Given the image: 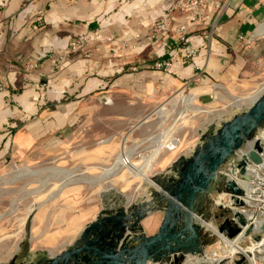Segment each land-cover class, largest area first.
Wrapping results in <instances>:
<instances>
[{
    "label": "crops",
    "instance_id": "0c3cea01",
    "mask_svg": "<svg viewBox=\"0 0 264 264\" xmlns=\"http://www.w3.org/2000/svg\"><path fill=\"white\" fill-rule=\"evenodd\" d=\"M208 1L212 9L214 0ZM219 3L222 18L211 31L216 12L203 21L200 4L187 6V0H0V178L14 165L49 158L68 159L72 173L60 187L59 202L48 209L43 202L31 212L7 211L8 200L0 195V264H46L74 245L103 212L101 216L115 215L144 202L157 207L161 187L177 177L180 161L191 157L211 133L197 134L196 143L183 150L181 136L176 151L155 154L147 172L155 185L141 178L147 186L138 182L132 187L128 183L140 177L124 168L111 176L115 180L99 181L106 187L100 200L77 194L97 185L84 188L83 182H71L78 172L71 164L82 159L85 171H103L121 153L131 155L135 146L147 155L168 135V117L178 107L167 106L173 94L178 98L187 92L196 95L197 103L213 104L264 76V0ZM160 20L172 32L147 41V32ZM180 25L188 28L186 45L197 50L193 58L185 59L184 45L177 44L173 31ZM95 35L113 40L91 41L70 53L74 40ZM173 55L170 72L155 67ZM198 70L203 73L200 82L188 85ZM163 105L166 117L156 120L158 113H153ZM156 175L161 176L159 185ZM214 197L228 201L222 194L208 196ZM18 202L8 206L17 208ZM162 219L159 210L149 214L138 234L154 235ZM10 223L15 231L8 230ZM220 243H213L218 247L211 251L221 250Z\"/></svg>",
    "mask_w": 264,
    "mask_h": 264
},
{
    "label": "water",
    "instance_id": "95a60500",
    "mask_svg": "<svg viewBox=\"0 0 264 264\" xmlns=\"http://www.w3.org/2000/svg\"><path fill=\"white\" fill-rule=\"evenodd\" d=\"M264 125V89L251 101L249 108L225 122L196 147L192 156L180 161L177 177H171L168 186L161 187L156 206L144 202L136 209L121 210L115 215L103 212L98 220L88 226L79 240L54 256L46 264H180L188 254H203L201 229L195 223L196 202L208 194H229L235 206L243 208L245 203L237 197L242 189L234 181H225L221 176L224 165L233 162L235 154L254 141L253 149L246 152L238 162L240 176L249 180L245 173L248 161L260 164L264 146L257 137ZM264 128V127H263ZM231 174H235L231 171ZM163 212V219L152 236L138 234L139 224L155 211ZM240 227H218V234L228 239L244 232L247 220L239 211H231ZM132 222V223H130ZM264 231V224L261 226ZM216 233V232H215ZM261 237H254L260 241ZM241 256L233 264H244ZM221 263H224L222 261Z\"/></svg>",
    "mask_w": 264,
    "mask_h": 264
},
{
    "label": "rangeland",
    "instance_id": "374dc122",
    "mask_svg": "<svg viewBox=\"0 0 264 264\" xmlns=\"http://www.w3.org/2000/svg\"><path fill=\"white\" fill-rule=\"evenodd\" d=\"M260 69L264 73V64H261ZM255 83L256 84L254 86L249 87L245 91L243 90L239 92L237 95H232V94L227 95L225 97L226 99H224L223 101H219L207 105L195 102V104L197 103L196 105L200 107V110L193 112L190 110H186L182 112L183 114L182 116L177 115V113L185 109L183 105V101L178 100L179 96L178 98L175 97L177 94H173L171 96L173 97L172 99L173 101L171 100V98H169L168 99L169 102L167 103V106L171 107V105H173L175 107L177 106L178 107L176 110L172 112V115L168 117L167 123L170 124L169 126L171 127H169L166 130L167 131L170 130V132H172V136H178L179 138L183 136V143L181 145L182 147L180 148L181 150L190 147V145L193 146L194 143H196L195 141L197 140V134L207 135L209 133L211 134L215 133L222 126L223 123L230 121L234 115L242 114L244 111H246L249 108L252 98L263 90L262 87L264 86V76H262L260 80H255ZM184 94H188V93L184 92ZM192 100L193 98L187 100L188 101L187 104H189V106H191ZM157 110L153 114L158 113ZM165 113L166 112L162 110L158 114L154 115V118H156V120H158L159 118L162 120L163 118L161 116L166 117ZM263 127L260 130H262ZM196 147L197 146L194 147L193 149L194 151ZM83 161L84 160L82 159H78L76 161V164L75 163L71 164V166L77 167L78 169L77 175L73 177L74 180L71 182H75L76 180L82 178H87V179L89 178L90 179L89 181L86 180L88 182L82 181L84 183L83 187L84 188H86L87 186L89 187V184H94V183L97 186L95 187V185H93L94 189L82 190L80 192H77V194L80 195L82 199L91 196L89 197V199L93 197V198H97V200H100L101 198L99 196V193L103 190H106V187H103L102 184H100V182L98 181L100 179L99 177L101 178L104 177L103 175L107 173L106 172L107 169L110 168L111 170H114L116 169L114 167H117L119 165L115 163L116 160H113L110 162V164H108V166H103L104 167L103 171L102 169L98 170L96 168L91 169V171L89 168H87L88 171H85V165L82 166ZM25 167L28 168V170L33 171L34 173L31 174L27 172V170L24 169ZM224 167L226 166L224 165ZM126 171L124 172L125 175L127 174ZM70 173L71 171L69 170L68 159L54 160L53 158H49L47 160H41L39 162L31 163V164L14 165L10 174L2 175L0 178V190H2L0 192V195H2L1 196L2 198H5L6 196L8 200V202L6 203V207L3 209L7 211L19 209V210H24L25 212L29 210L31 212L37 207L38 203H43V202H45L44 205L45 209L50 208V205L52 203L59 202V198L57 194L60 191V187L65 186L63 185V183H66L68 181L69 178L68 175ZM111 178L112 180H115V177L114 178L111 177ZM155 179L157 180L156 183L158 185L161 184L160 175H156ZM132 181L134 182L128 183L131 184L132 187L134 184L138 182L142 187L147 186V184L140 183L143 182L141 178H135V180L133 179ZM152 190L154 191L156 190V188L153 187ZM226 198H228V196H226ZM16 200H19L17 204L18 205L17 208H15L14 206L13 207L8 206L9 201H10V205H14ZM216 200L217 199L214 197L202 201L199 205H197L196 214L197 216L204 219L206 222L214 225V227L218 230L219 227L218 224L221 222L223 218L229 217L231 215V211L229 208H223L218 206L216 204ZM14 228H15V223L14 224L10 223L8 230L15 231ZM200 233L204 237V239L202 238L201 240L202 243L204 244V245L202 244L203 245L202 247L204 248L203 250L211 252L213 245H216L213 243H215L216 241L220 243L219 241L220 239L217 237V235H215L212 232V230L205 227L201 229ZM251 242L253 241L249 240V242L248 241L245 243L243 242L241 243L240 246L244 248H248L251 246L250 245ZM222 246H223L222 249H226V247L223 244ZM222 249L218 251L220 255H222L223 252ZM182 262L180 264H182Z\"/></svg>",
    "mask_w": 264,
    "mask_h": 264
},
{
    "label": "built area",
    "instance_id": "2783aa9c",
    "mask_svg": "<svg viewBox=\"0 0 264 264\" xmlns=\"http://www.w3.org/2000/svg\"><path fill=\"white\" fill-rule=\"evenodd\" d=\"M220 0H214L215 6L210 9L209 8V1L208 0H187V6H192L196 3L200 4V19L203 21H206L210 18V12H216V16L212 17L210 26L211 31L215 28L217 23L222 18V6L219 3ZM188 31V28L185 25H180L176 30L175 34L178 35V45L183 44L184 46H180L183 51V57L185 59L193 58L196 54L197 50L193 48L190 45H186V39L185 35ZM172 32V29L169 27L168 23L164 20H160L155 22L150 30L146 34V40L151 42L156 40L158 37L165 36L166 34H169ZM137 39H140V36H136ZM112 38L103 39L99 35H95L92 40H81L76 39L71 43L70 46V53H77L80 50H82L86 44L92 42H110L112 41ZM179 47V48H180ZM178 48V49H179ZM177 49V51H178ZM175 56L173 55L168 60H160L157 61L155 64V67L157 69L163 70L165 72H170V69L172 67V62L174 60ZM202 70H198V72L189 79V84H197L200 82L202 77ZM0 90H4V87L0 85ZM184 94L183 92H181ZM190 95V94H189ZM185 110V109H184ZM264 133V128L262 131L257 134L256 138H259L262 142V146H264V139L261 138V135ZM168 135H164V137H160V139L157 140L156 147L153 151L149 152V154L146 155L145 150L140 147H133V149L130 150L132 152L131 155L127 154L128 152L125 151V153H121L119 156L123 157H131V161L136 169H142L147 170L150 169V159L153 158L156 154V149L158 146L162 145L165 149H162L160 151H175L178 146L180 145L181 138L178 136H172V132L170 130L167 132ZM254 141H249L247 143V147L243 148L241 152H238L235 154V157L233 159V162L226 164V167H222L221 169V176L224 177L225 181H234L243 191V196L237 197L238 199L242 200L245 203V206L243 208H238L235 206L234 201L230 199L229 194H222L225 196H228V201L226 202L224 199H217L216 204L223 208H229L230 211L233 210V212L239 211L243 214V216L247 220V225L243 227L244 232L247 230L250 231L248 235L244 233H240L237 237L233 239H228L223 234H218L214 231H212L217 237L220 239L222 244L226 247V249H222V255L219 254V252L211 251L208 252L204 250L203 254L196 253V254H188L185 256L182 264H188L190 261H192V264H233L235 260L243 256L245 258L244 264H264V252H261L258 250V248L262 247L264 242V231L261 230V226L264 224V152L260 154L262 158V162L260 164H255L251 161H248L247 166L245 167V173L249 176V180H245L240 176L241 169L238 167V162L241 160L246 152H249L253 149ZM117 161V159H116ZM115 161V163H116ZM127 169V168H124ZM234 171L235 174H231V171ZM127 171L133 175L134 172H130L129 169ZM254 171H257V173L260 175L258 177L257 175H254ZM247 213L249 215H247ZM225 225L226 228H238L240 227L237 219L233 216L232 212L229 217H225L219 224ZM255 228H258L259 230L256 231ZM260 236V241H255L254 237ZM224 238H227L230 242L236 243L239 246V251L232 252ZM249 240H252L253 242L250 243V247L244 248L241 245V243L249 242ZM246 251V252H244ZM207 258L208 262H197L201 258ZM254 257V258H253ZM224 261V263H221Z\"/></svg>",
    "mask_w": 264,
    "mask_h": 264
},
{
    "label": "bare ground",
    "instance_id": "6f19581e",
    "mask_svg": "<svg viewBox=\"0 0 264 264\" xmlns=\"http://www.w3.org/2000/svg\"><path fill=\"white\" fill-rule=\"evenodd\" d=\"M255 97H253L252 100H254ZM190 98H193L191 106H189V104H187V102H188L187 100L190 99ZM178 100H182L183 101V105H184L185 111L186 110H190V111L193 112V111H199L200 110V107L195 104L196 95H193V94L189 95V94L180 93ZM162 110L164 112H166L167 109H166L165 105H163V106H161L159 108L158 113L161 112ZM261 138L264 139V133H263V135H261ZM162 149H165L162 145L158 146V148L156 149V155H158V153L161 152L160 150H162ZM130 159H131V157L119 156L117 158V160L119 162V166L116 169H114V171L110 170L108 172L109 174H107L106 176H104L102 178L99 177L100 179L98 181H103L104 179H107V178L111 177L113 174L121 171L123 168H127V169L130 170V172H134L135 176H139L140 178L145 179L146 181H149L151 184L155 185L154 181H152V180L147 178V172L149 171V168L147 170L146 169L145 170L136 169ZM116 164H117V161H116ZM149 166L151 167V165H149ZM24 169L27 170V172H29L31 174L34 173L33 171L28 170V168H26V167ZM253 173H254V175H257L258 177H260V175L257 173V171H254ZM86 180L89 181L90 179L89 178L88 179L87 178H82V179H79L77 181L82 182V181H86ZM88 181H86V182H88ZM94 181H96V180H94ZM247 215H249V214L247 213ZM194 221H195L196 224H198L200 226L206 227V228H208V229H210V230H212L214 232L217 231V229L214 227V225H212L211 223L206 222L204 219H202L199 216H196ZM255 230L258 231L259 229L255 228ZM224 239L226 240V243H227L229 249L232 252L239 251L240 248H239V246L236 243L230 242L227 238H224ZM258 250H260L261 252H264V242H263L262 247L258 248ZM244 252H246V251H244ZM197 262H200V263L208 262V259L203 257V258L199 259ZM192 263L193 262L190 261L188 264H192Z\"/></svg>",
    "mask_w": 264,
    "mask_h": 264
},
{
    "label": "flooded vegetation",
    "instance_id": "af4514ba",
    "mask_svg": "<svg viewBox=\"0 0 264 264\" xmlns=\"http://www.w3.org/2000/svg\"><path fill=\"white\" fill-rule=\"evenodd\" d=\"M209 196V194H208ZM208 196L206 198H200L198 202H196V207L197 205H199L202 201H205L206 199H208Z\"/></svg>",
    "mask_w": 264,
    "mask_h": 264
}]
</instances>
